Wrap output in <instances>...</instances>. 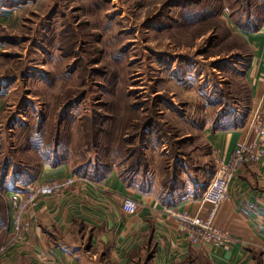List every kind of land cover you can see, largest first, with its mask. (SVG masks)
Here are the masks:
<instances>
[{"label":"rangeland","instance_id":"rangeland-1","mask_svg":"<svg viewBox=\"0 0 264 264\" xmlns=\"http://www.w3.org/2000/svg\"><path fill=\"white\" fill-rule=\"evenodd\" d=\"M263 22L264 0H0V254L14 240L9 199L33 183L17 190L12 176L27 128L64 113L75 168L98 125L123 166L146 141L189 131L177 107L231 122L250 104L244 34Z\"/></svg>","mask_w":264,"mask_h":264},{"label":"crops","instance_id":"crops-1","mask_svg":"<svg viewBox=\"0 0 264 264\" xmlns=\"http://www.w3.org/2000/svg\"><path fill=\"white\" fill-rule=\"evenodd\" d=\"M244 37L250 61L244 72L250 86L246 112L233 108L231 122L227 115L199 122L177 107L175 113L192 124L189 131L170 143L146 141L140 162L131 156L100 177L65 161L43 164L32 182L74 176L75 183L62 194L41 198L24 216L22 239L12 240L0 254L5 263L264 264V142L253 122L256 113L264 117V22ZM244 145L253 147L256 158L246 155L237 163L228 198L213 218L231 242L194 244L173 211L205 218L210 207L201 196L208 182ZM125 198L136 202L135 212L122 210Z\"/></svg>","mask_w":264,"mask_h":264},{"label":"built area","instance_id":"built-area-1","mask_svg":"<svg viewBox=\"0 0 264 264\" xmlns=\"http://www.w3.org/2000/svg\"><path fill=\"white\" fill-rule=\"evenodd\" d=\"M258 118V119H257ZM260 116H255L253 122L256 126L261 125ZM256 119V120H255ZM259 130V140L262 145L263 132ZM253 147L244 145L237 149L233 160L227 164H221L215 171V174L208 182L202 196L201 201L208 204L210 211L205 218L199 214H191L186 211L174 210L172 215L180 223V226L187 233L189 239L194 244H206L215 246H224L231 242V235L216 227L213 223V218L219 205L228 198L229 184L234 175L236 165L248 155L251 159L253 156ZM75 183V177L70 176L62 180L52 182L36 183L28 185L23 192H13L9 202L11 206V222L10 233L14 240L22 239L23 237V218L28 215L37 202L45 197L57 194H62ZM137 204L132 198H125L122 202V210L125 213H133L136 211Z\"/></svg>","mask_w":264,"mask_h":264},{"label":"trees","instance_id":"trees-1","mask_svg":"<svg viewBox=\"0 0 264 264\" xmlns=\"http://www.w3.org/2000/svg\"><path fill=\"white\" fill-rule=\"evenodd\" d=\"M196 11L197 10H195V12ZM195 12H193V15L196 17L197 13ZM248 21H251V19H248ZM243 27L246 26L243 25ZM249 27L250 26L248 25V28ZM53 118V116L42 117L33 128H27V130H32L28 133L29 135H25L24 138H21L24 134L21 132L19 133L20 135L18 138L21 139L18 148L21 149L22 159L19 160L18 163L16 162L17 165L14 166L12 172L15 189L24 190L23 187L34 180L36 173L43 164H56L63 161L69 163V156L67 155L70 153L69 145L71 142L69 143L70 139H68L69 133L67 132V126L64 125L66 116L62 113L57 120H54ZM102 126L103 125H98L96 128L95 135L99 141H96L93 145L95 152L89 149L90 147H81V151L86 155L85 159H80L76 164L74 168L76 171H82L85 175L92 174L95 177H100L111 165L110 159L108 158L109 150L108 148L106 149V145H102L103 140L101 141V138L105 133V128ZM81 127L84 128V124L81 125ZM135 152L132 153L130 157L133 156L135 160L140 162L141 153H138L137 156H140L135 158ZM91 153L95 154V156L93 158H87L88 154ZM7 176V172L3 173L0 177V182H7ZM2 186L4 185L2 184Z\"/></svg>","mask_w":264,"mask_h":264}]
</instances>
